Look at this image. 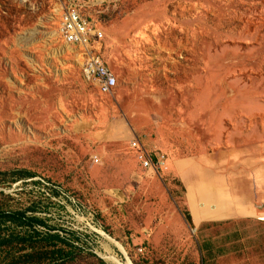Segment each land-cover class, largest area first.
I'll use <instances>...</instances> for the list:
<instances>
[{"label":"rangeland","instance_id":"1","mask_svg":"<svg viewBox=\"0 0 264 264\" xmlns=\"http://www.w3.org/2000/svg\"><path fill=\"white\" fill-rule=\"evenodd\" d=\"M71 5L111 95L60 34ZM0 212L66 239L32 244L45 264H264V0H0ZM0 220V245L34 231Z\"/></svg>","mask_w":264,"mask_h":264},{"label":"built area","instance_id":"2","mask_svg":"<svg viewBox=\"0 0 264 264\" xmlns=\"http://www.w3.org/2000/svg\"><path fill=\"white\" fill-rule=\"evenodd\" d=\"M60 34L66 44L83 49L81 70L84 78L94 84L102 94L111 95L117 86V77L95 51L94 45L103 39L102 31L92 24L76 5H71L64 8L61 15ZM131 148L137 151L143 169L154 171L164 169V156L149 153L141 145L138 137L131 141Z\"/></svg>","mask_w":264,"mask_h":264},{"label":"trees","instance_id":"3","mask_svg":"<svg viewBox=\"0 0 264 264\" xmlns=\"http://www.w3.org/2000/svg\"><path fill=\"white\" fill-rule=\"evenodd\" d=\"M0 219H3L2 221H9L12 223L20 224L21 226H26L30 228H34L36 225L37 226H43L47 227L46 222L43 219L37 218V217H27L26 212H14V213H4L0 212ZM2 227V223L0 220V229ZM34 231L29 234V236H20V235H14L12 234V237H15L14 239L11 240H4L0 246L4 247H11L10 248V253L11 257L7 258L6 260H3L0 264H45L41 260V256H38V253L35 252V246H32L34 242H41V241H46L49 243L55 242V244H61V245H66L70 246L66 239L61 238L59 235H52V234H47L43 235L40 233L38 230L33 229ZM38 236L37 240H34V236ZM16 243V244H15ZM26 244L30 245L31 251H28L26 248ZM23 248H19V252L14 253L13 250L15 249L16 246H20ZM72 246V245H71ZM59 253L61 254H66L67 256L72 255L73 252L70 250L69 252L64 248H60Z\"/></svg>","mask_w":264,"mask_h":264},{"label":"crops","instance_id":"4","mask_svg":"<svg viewBox=\"0 0 264 264\" xmlns=\"http://www.w3.org/2000/svg\"><path fill=\"white\" fill-rule=\"evenodd\" d=\"M65 45H68L65 43ZM70 46L69 49L72 51L73 54H75V58L79 59L81 62H82V57H83V49L81 47H78V46H71V45H68ZM97 49V46L95 47V51Z\"/></svg>","mask_w":264,"mask_h":264}]
</instances>
